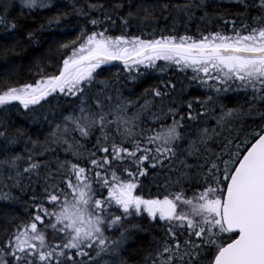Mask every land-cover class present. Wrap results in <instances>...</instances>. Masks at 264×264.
I'll use <instances>...</instances> for the list:
<instances>
[{
    "label": "snow or ice",
    "instance_id": "snow-or-ice-1",
    "mask_svg": "<svg viewBox=\"0 0 264 264\" xmlns=\"http://www.w3.org/2000/svg\"><path fill=\"white\" fill-rule=\"evenodd\" d=\"M214 2L0 0L5 62L78 31L58 66L0 82V264H264V0L235 19Z\"/></svg>",
    "mask_w": 264,
    "mask_h": 264
},
{
    "label": "trees",
    "instance_id": "trees-1",
    "mask_svg": "<svg viewBox=\"0 0 264 264\" xmlns=\"http://www.w3.org/2000/svg\"><path fill=\"white\" fill-rule=\"evenodd\" d=\"M151 2V0H150ZM174 2H180V0H174ZM19 11L18 5L16 6L14 13L16 14ZM210 13H213L215 15L224 14L225 19H235L238 13H243L244 9L243 6L240 4H237L234 2V0H215L214 6L210 9H208ZM51 15V13H48L46 11H41L37 14H35L31 21H30V28L36 29L39 27L40 24L45 23L44 17ZM167 15V13H165ZM203 15L202 12L197 11L196 16L199 17ZM252 15H255V13H252ZM71 23L75 24L76 21L73 19ZM185 22L181 21V24L178 25V28L180 30H183V24ZM171 26V20H169L168 24L165 25L163 21H161L158 25V27H169ZM197 26L203 30L204 24L199 19H194L191 22H188V34L193 35L196 32ZM63 27V26H62ZM224 25L219 23L218 21H215L211 26V30H217L219 28H223ZM146 31L150 29H145ZM67 31V35H60V30L55 29V26H53V29L48 30L46 29L42 34L38 35V39L40 43L29 45L28 43H23L22 45H19L15 48V52L19 53V56L10 55L7 62H5L2 58H0V82H3L7 80L12 85H18L23 83H30L34 79H38V77L34 76L33 73L37 71L36 64L41 63L43 64L46 60L50 61L52 65H59V61L56 58V53L54 49L56 48V44L54 43V40L59 41H66L74 39L75 36L78 34V31L71 30V29H65ZM119 30L114 29L113 35H118ZM133 34H137L133 32ZM0 57H2V52H0ZM104 71L102 73L101 78H113L112 74L117 71H122L119 67L115 65H108L103 66ZM46 71L48 73H53L55 71L52 67H46ZM160 74L153 72L150 73L144 80V87H150L156 83H158L160 79ZM166 78V77H165ZM183 79V77L176 75V79L173 80L174 83H176L178 80ZM121 82L125 83L123 75L121 76ZM0 86H2V83H0ZM127 87H131V85H127ZM177 87L179 88L180 85L177 83ZM143 91V88H136L135 92L138 96ZM189 91L192 92L193 95H200L201 92L199 89H196L195 91H192V89H189ZM125 95H128L129 93L127 91L124 92ZM135 99V96L133 97ZM243 100L241 99V103ZM55 103V101H53ZM61 104L64 103L63 100L60 101ZM229 106H234L233 104H229ZM47 108V106H45ZM247 124H252L254 121L248 120L246 121ZM255 123H259V121H255ZM212 126H214V121L212 122ZM35 127V126H34ZM167 173L165 171H160L158 175L155 176V184L157 185H163L165 182V176ZM146 186V191H151L152 193H155L157 191V188L153 186V180L149 179L147 181H144ZM162 190V189H161ZM2 206V205H0ZM19 214V213H18ZM150 240V237L145 238V249L147 248V242Z\"/></svg>",
    "mask_w": 264,
    "mask_h": 264
}]
</instances>
